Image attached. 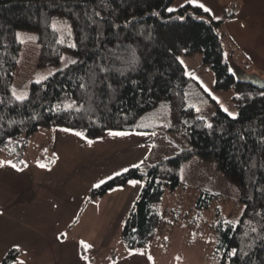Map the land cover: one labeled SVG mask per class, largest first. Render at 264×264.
<instances>
[{"label":"trees","instance_id":"trees-1","mask_svg":"<svg viewBox=\"0 0 264 264\" xmlns=\"http://www.w3.org/2000/svg\"><path fill=\"white\" fill-rule=\"evenodd\" d=\"M173 1L0 0V146L38 128L63 127L95 139L108 130L152 133L138 121H156L163 130L181 133L189 147L146 170L129 168L89 192L93 199L143 179L121 229L125 246L144 251L154 239L162 223L156 204L166 189L179 185L180 165L196 155L216 161L243 204L237 224L218 226L219 263L264 264V89L242 73H250L246 65L230 60L223 18L189 3L172 9ZM18 30L35 33L39 65L57 64L63 53L76 61L32 82L23 100L12 91ZM195 54L212 71L214 89L231 90L235 118L186 73L181 56ZM161 100L166 126L150 111ZM207 104L215 107L209 120L195 113ZM205 194L210 197L202 193L199 205ZM14 256L8 252L0 264Z\"/></svg>","mask_w":264,"mask_h":264},{"label":"crops","instance_id":"crops-1","mask_svg":"<svg viewBox=\"0 0 264 264\" xmlns=\"http://www.w3.org/2000/svg\"><path fill=\"white\" fill-rule=\"evenodd\" d=\"M186 3L203 4L212 17L223 18L230 60L264 77V0H174L171 8ZM208 76L197 80L234 113ZM207 105L210 118L215 107ZM116 132L125 135L111 134ZM76 133L38 128L0 146V262L14 251L8 264H151L146 250H130L121 237L143 179H130L93 199L89 192L129 168L144 170L153 134L108 130L89 139Z\"/></svg>","mask_w":264,"mask_h":264},{"label":"rangeland","instance_id":"rangeland-1","mask_svg":"<svg viewBox=\"0 0 264 264\" xmlns=\"http://www.w3.org/2000/svg\"><path fill=\"white\" fill-rule=\"evenodd\" d=\"M17 38L21 47L12 83L15 97L26 96L32 82L44 80L51 73L75 60L74 55L63 53L57 64L39 65L40 45L35 41V33L18 30ZM181 59L189 76L196 79L201 76H213L212 71L201 64L199 54L181 56ZM198 64L202 67L199 70ZM202 80L205 84V80ZM218 91L221 92L219 99L227 106V102L231 101L230 98L227 99L231 90ZM209 107L210 105H204L196 108V115L209 120ZM150 111L158 115L159 125L166 126V100H161ZM138 122L139 125L153 130V141L144 170L161 158L189 147L179 132L163 130L156 125V121L144 122L141 119ZM179 179V185L172 190L166 189L156 204L162 223L157 228L154 239L147 245L146 255L151 264H220L215 252L218 226L226 223L235 225L239 222L243 212L239 189L218 169L215 160L203 159L196 155L180 165ZM202 193H209L210 197L203 195L201 203H207L199 205Z\"/></svg>","mask_w":264,"mask_h":264},{"label":"snow or ice","instance_id":"snow-or-ice-1","mask_svg":"<svg viewBox=\"0 0 264 264\" xmlns=\"http://www.w3.org/2000/svg\"><path fill=\"white\" fill-rule=\"evenodd\" d=\"M190 2H191V0H190ZM198 6H199L200 8H203L205 12H208V11H209V9H208V8H205L203 4H199ZM169 11H172V9H169ZM72 46H74V45H72ZM70 63H73V64H74V63H76V61L73 60V61H70ZM66 66H67V65H66ZM37 82H39V81H37ZM14 95H15V92H14ZM25 98H26V96H17V99H18V100H23V99H25ZM224 111L227 112L228 110H227V109H224ZM228 115H229V116H233V118H235L233 113H230V112H229ZM208 127H211V124H209ZM111 134H112V135H125V133H118V132H116V133H111ZM76 135H81V133H76ZM41 166L43 167V165H41ZM13 167H15V166L13 165ZM130 183H132L133 185H135V184L138 183V182H137V181H130ZM253 230H255V229H253ZM235 254H236V251L233 250L232 253H231V255H235ZM21 264H22V262H21Z\"/></svg>","mask_w":264,"mask_h":264},{"label":"water","instance_id":"water-1","mask_svg":"<svg viewBox=\"0 0 264 264\" xmlns=\"http://www.w3.org/2000/svg\"><path fill=\"white\" fill-rule=\"evenodd\" d=\"M242 73L246 75L247 78L256 86L264 89V77H261L260 75L256 73H246L245 71Z\"/></svg>","mask_w":264,"mask_h":264}]
</instances>
